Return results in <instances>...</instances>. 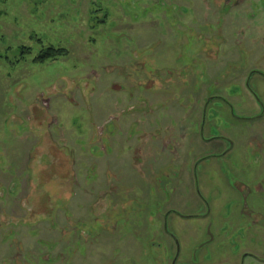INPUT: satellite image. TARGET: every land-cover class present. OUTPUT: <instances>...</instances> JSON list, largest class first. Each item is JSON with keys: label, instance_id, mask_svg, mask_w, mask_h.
I'll list each match as a JSON object with an SVG mask.
<instances>
[{"label": "rangeland", "instance_id": "1", "mask_svg": "<svg viewBox=\"0 0 264 264\" xmlns=\"http://www.w3.org/2000/svg\"><path fill=\"white\" fill-rule=\"evenodd\" d=\"M224 2L0 0V264H264V0Z\"/></svg>", "mask_w": 264, "mask_h": 264}, {"label": "trees", "instance_id": "2", "mask_svg": "<svg viewBox=\"0 0 264 264\" xmlns=\"http://www.w3.org/2000/svg\"><path fill=\"white\" fill-rule=\"evenodd\" d=\"M25 49H27V48H25ZM25 51H27V50H25ZM65 54H66V50H64V49H60V48L56 49L53 47H47V48H45V50H42L37 57L34 58V61L42 63L46 60L56 59L57 57L65 55ZM254 72L261 73L258 71H254Z\"/></svg>", "mask_w": 264, "mask_h": 264}, {"label": "flooded vegetation", "instance_id": "3", "mask_svg": "<svg viewBox=\"0 0 264 264\" xmlns=\"http://www.w3.org/2000/svg\"><path fill=\"white\" fill-rule=\"evenodd\" d=\"M227 2H228V0H225V2H224V3H226V4H227ZM261 74H262V73H261ZM214 98H217V99H219V98H220L219 100H221V99H222L221 97H219V98H218V97H216V96H215V97H212V98H211V100H210V99H209V100H206V103H205L206 107H208V105L210 104V102H213V99H214ZM168 128H170V126H167V127H166V129H168ZM171 128H173V127H171ZM171 154H174V153H171ZM244 210H245V209H244ZM250 214H251L250 212H248V213H247V215H250ZM241 215H242V216H244V212H241ZM245 256H250V257H254V258H256V259H257V257H256V256H254V255H252V254H245ZM261 262H263V261H261Z\"/></svg>", "mask_w": 264, "mask_h": 264}, {"label": "crops", "instance_id": "4", "mask_svg": "<svg viewBox=\"0 0 264 264\" xmlns=\"http://www.w3.org/2000/svg\"><path fill=\"white\" fill-rule=\"evenodd\" d=\"M227 3L230 4V3H231V0H228ZM31 150H33L32 147H31L30 151H31ZM90 151H93V148H92V150H90ZM27 159H28V162H29V155H28V158H27ZM28 162H27V163H28ZM14 181H15V180H14ZM18 187H19V186H17V189H18ZM15 189H16V188H15ZM13 195H14V194H13ZM26 211H27V210H26ZM27 212H28V211H27Z\"/></svg>", "mask_w": 264, "mask_h": 264}]
</instances>
